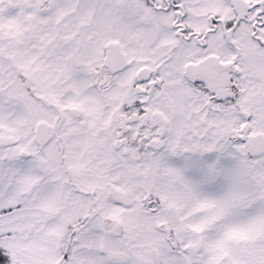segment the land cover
I'll return each mask as SVG.
<instances>
[{
  "label": "snow or ice",
  "instance_id": "snow-or-ice-1",
  "mask_svg": "<svg viewBox=\"0 0 264 264\" xmlns=\"http://www.w3.org/2000/svg\"><path fill=\"white\" fill-rule=\"evenodd\" d=\"M0 264H264V0H0Z\"/></svg>",
  "mask_w": 264,
  "mask_h": 264
}]
</instances>
